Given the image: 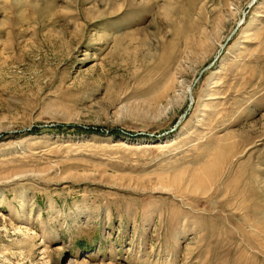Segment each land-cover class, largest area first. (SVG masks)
Returning <instances> with one entry per match:
<instances>
[{
    "label": "rangeland",
    "instance_id": "1",
    "mask_svg": "<svg viewBox=\"0 0 264 264\" xmlns=\"http://www.w3.org/2000/svg\"><path fill=\"white\" fill-rule=\"evenodd\" d=\"M0 264H264V0H0Z\"/></svg>",
    "mask_w": 264,
    "mask_h": 264
}]
</instances>
